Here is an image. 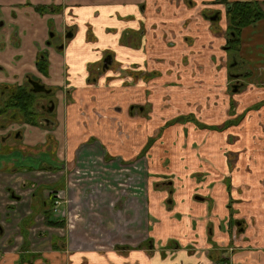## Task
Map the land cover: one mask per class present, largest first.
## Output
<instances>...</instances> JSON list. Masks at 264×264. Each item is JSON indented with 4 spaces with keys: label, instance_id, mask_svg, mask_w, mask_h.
Wrapping results in <instances>:
<instances>
[{
    "label": "crops",
    "instance_id": "crops-1",
    "mask_svg": "<svg viewBox=\"0 0 264 264\" xmlns=\"http://www.w3.org/2000/svg\"><path fill=\"white\" fill-rule=\"evenodd\" d=\"M217 1L0 0V19L7 22L0 30V71L6 72V75L0 73V83L22 81L28 72L38 74L35 61L47 37V18L53 14L41 17L34 5L60 7V13L54 15L62 21L58 29H73L74 34L62 51L50 49L49 69L50 76L57 66L62 69L61 79H51V82L63 84L66 81L74 89L71 97L75 103L71 111L69 109L72 117L68 118L70 122L65 129L69 135L66 145L70 147V154L80 143L96 137L112 155L130 158L137 150L117 143L119 121H124V129L134 128L135 136L141 134L144 139L157 138L162 132L166 144L172 138L177 139V145L171 149L177 156L176 162L159 164L158 159L164 151L158 144L157 150L150 152L151 157L144 159L149 163L150 185L164 179L174 180L171 209L165 206L167 193L155 192L150 187L147 202L150 204H140V212L145 208L146 218L143 216L139 227L129 231L131 238L116 242L129 245L130 249H117L115 242L110 246L80 248L72 243L70 252L65 246L48 253L52 258L50 264H264V125L259 124L257 117L264 120V104L258 112H249L238 126L222 131L202 129L196 124V120L201 122L202 119L187 107L189 101L201 102L205 94H211L215 76L237 77L239 67L235 64L223 67L234 56L253 73L254 82L260 78L264 80V19L245 27L239 52L229 53L226 50L227 6ZM213 10L220 11L221 15L216 24L204 15L205 11L209 14ZM41 21L45 25L42 34ZM29 25L33 28L24 35ZM107 54L113 56L109 71L100 75L99 80H90V76L96 74L94 68ZM219 65L222 66L220 70ZM133 66L148 72L157 70L161 74L155 80V94L150 97L153 108L158 111L149 125L137 114L131 116L129 113L131 105L143 104L146 100L141 86L143 81L132 85L128 92L124 91L127 80L124 75ZM201 80H208L202 93L188 92V86L192 88ZM250 85L248 91L237 95L239 99L245 94L250 97L240 103V108L245 103L264 101V86L253 88L252 82ZM252 99L256 100L252 102ZM167 101L169 107H166ZM80 104L95 105L103 115L98 117L88 110V123L83 125V119L77 117ZM212 117L213 114H208L203 122L211 119L209 124H217ZM176 119L180 120L175 122ZM167 121L172 123L165 125ZM137 123L142 126L141 131ZM158 127L159 133L152 136ZM205 137L209 138L207 143L203 142ZM2 142L0 138V146ZM145 143L146 140L141 146ZM84 145L82 148L87 151H98L95 144ZM90 146L92 148L87 149ZM200 146L207 159L203 168L200 167L199 150L196 151ZM228 152L238 155L229 160ZM14 167L0 173V186L12 184L21 175L22 172L15 171ZM2 168L0 158V171ZM202 171L206 174H201ZM194 173L201 175L198 178ZM201 177H207L205 183L200 184ZM195 193H203L206 197L197 199ZM230 199L232 210L228 208ZM234 220L242 221L239 229ZM149 237L153 239V249H147L151 244L143 243ZM64 238L67 242L66 235ZM172 240H176L179 247L171 245L164 249ZM16 259L17 255L7 253L0 264H16ZM35 264L43 262L38 260Z\"/></svg>",
    "mask_w": 264,
    "mask_h": 264
},
{
    "label": "flooded vegetation",
    "instance_id": "flooded-vegetation-1",
    "mask_svg": "<svg viewBox=\"0 0 264 264\" xmlns=\"http://www.w3.org/2000/svg\"><path fill=\"white\" fill-rule=\"evenodd\" d=\"M28 6V5H25ZM34 8L37 12H39L40 16L43 17L45 15H52V17L47 18L48 22V32L47 37L44 40V43L41 45L39 49L38 56L36 58L35 64L38 74L35 72H28L24 75L22 81L10 82V83H0V92L1 94H5L6 91L10 90L8 94L0 97V101H5L8 99L10 93L12 91H17L19 89H26L30 92L35 93V104H34V118L36 123H30L35 126H47V127H55L57 120L52 118V114L56 111V99L52 97L53 91L45 81L48 82L50 79L49 69L51 66L50 60V49L53 48L57 52L62 51L66 47V41L70 40L74 34L72 31L73 29H68L67 27H63V30H59L58 28L61 27L62 21H58L54 15H57L62 10L60 7H56L55 5H45V4H37L34 5ZM217 10L214 12L216 13ZM220 14V11H217ZM214 15V13L212 14ZM221 16V15H220ZM210 18V15H209ZM208 18V19H209ZM220 18L216 21H211L213 23H217ZM7 22L4 18L0 19V30L6 26ZM33 26H27L23 34L27 35L30 30H32ZM14 29L18 30V28L14 25ZM57 29V32L60 33L61 38V45L58 48L51 46L50 44L54 41L56 33L54 30ZM49 31L52 32V35H48ZM37 44V42H36ZM111 57V59H110ZM44 59L47 63V71L42 72L38 66V59ZM111 61V65L105 70L106 61ZM113 64V56L112 54H107L101 63L94 68L95 75L90 76V80H99L100 75L108 72L110 67ZM130 70H137L138 67H130ZM126 71L131 75V71ZM140 70V69H139ZM134 72V71H133ZM152 72H150L151 74ZM249 73V72H248ZM245 74L246 75H248ZM251 74V73H249ZM43 76V79L40 78ZM99 77V78H98ZM237 78V77H235ZM251 78V77H250ZM249 78V79H250ZM247 79V80H249ZM246 82V81H245ZM247 83V82H246ZM249 83V81H248ZM247 83V84H248ZM57 84V83H56ZM61 84V83H59ZM69 83L66 81L63 82V94L62 100L64 105V127L69 125L68 118L72 117L71 112L69 113V109L71 111V106L75 103V100L71 97L72 88L68 86ZM250 88V87H249ZM246 89V91L249 90ZM233 90V89H232ZM240 91V92H239ZM234 88L235 93H244L245 87L241 89ZM232 102L234 103L232 107ZM231 106H230V114L226 121L235 120L236 118L239 120L238 123L232 124L234 126H238L242 120L250 113L258 112L262 105L264 104L261 102H256L254 104H244L242 107V111L240 114H236V104L235 100L232 99ZM136 108H139L138 104H134L130 106L129 111L132 112ZM81 109V104L79 108ZM10 112V115H15L16 117L22 116L10 108L5 113ZM3 113V114H5ZM79 113L77 112V117L79 118ZM0 114V117L3 115ZM193 115V114H192ZM242 116V117H240ZM259 117V116H257ZM193 118L196 117L193 115ZM25 119V118H24ZM196 120V119H195ZM197 121L196 120V124ZM198 125V124H197ZM208 125H216V124H208ZM1 126L6 129L5 125ZM199 126V125H198ZM209 129V128H206ZM214 130V129H209ZM3 132V131H1ZM5 136H10V131L5 130L2 138L3 142L1 144L4 145L6 143ZM65 137H66V144L67 139L69 137L67 131L65 130ZM156 139L155 137H153ZM152 139V138H150ZM148 139V142L149 140ZM147 144L142 147L141 149H137V151L132 154L130 158H125L122 154L121 155H112L108 148L100 142V140L96 137H90L86 142L80 143L75 149L73 148L71 151L72 158L70 159V147L67 145L64 146L63 150L60 154H57V157L53 155H46V158H39L34 157V161L28 165H21L16 164L14 166V170L18 172H22L21 175L16 179L15 182L12 184H6L5 186H0V260L2 257L9 253V255H17V259L15 261L16 264H35L38 260H41L43 264H50L52 258L49 256L48 253H53L56 249L60 247H67V252H70L73 249H70V245L73 243L75 247H83L80 243L74 240V233L76 225L73 222H69L67 218V213L65 208L59 207L65 201L70 202V195H71V188H72V180L77 178L80 181L82 176H87L92 174L96 168L101 167L104 168L105 165H101V161L107 164H110L114 161H117L118 164L122 166H135L136 169L139 170L138 174L136 175V179L141 181L145 174L143 168L139 165H136L137 162H140L142 165H145V169L147 171L149 163L145 162L144 159L148 160V157H151L149 153V149L147 148ZM84 144H95L97 145L95 148L98 151H87L86 149L82 150L78 156V151L83 147ZM0 146V147H1ZM90 146L87 149H91ZM1 163L3 165L2 170L0 173H6L8 169L12 170L13 166L5 165L4 158L0 155ZM78 158V160H77ZM128 172V171H127ZM198 175V174H197ZM125 176V174H122ZM134 176V175H133ZM115 178L119 179L117 176ZM166 180V179H164ZM160 180L157 182H152V185L149 184V178L146 173V189L143 195H138L134 199H131L128 202L127 199H122L121 204H118L115 208L121 209L125 206L129 205L130 208L135 207L133 216L130 214L129 217H126L127 221L121 222L119 221V229L112 231L114 240H115V247L123 249H130L129 245H121L116 243L120 239L127 240L131 238L129 235V231L132 229L138 228L140 222L142 221L143 216L146 218V210L143 208L142 212L140 209V204L143 205L149 202V188L151 187L152 190L155 192L164 191L167 193V198L165 200V206L169 210L172 208L173 200H174V180L164 181ZM229 184V181H228ZM93 189L89 193H92ZM56 193H60L63 200L56 199ZM197 199H201L200 194H194ZM59 196V195H58ZM60 201V204L56 206V201ZM150 204V203H149ZM148 204V205H149ZM232 205V203L230 204ZM114 208V205H112ZM137 207V208H136ZM59 208V209H58ZM64 210L63 213L61 211ZM112 210V209H111ZM142 214L141 217L138 216ZM231 220V218H230ZM232 222V220H231ZM233 222L239 225L242 224V221L234 220ZM88 233V231H87ZM238 233V230H237ZM66 235V239L64 238ZM153 239L149 237L143 243L145 245H150ZM142 243L137 245L140 247ZM173 245L172 248L179 247V244L176 240H172L164 246V249H167L169 246ZM136 246V247H137ZM153 244H151L150 248L153 249ZM50 248V249H49ZM65 249V250H66ZM234 247L231 248L233 250ZM48 254V255H47Z\"/></svg>",
    "mask_w": 264,
    "mask_h": 264
},
{
    "label": "rangeland",
    "instance_id": "rangeland-1",
    "mask_svg": "<svg viewBox=\"0 0 264 264\" xmlns=\"http://www.w3.org/2000/svg\"><path fill=\"white\" fill-rule=\"evenodd\" d=\"M214 11L215 10L210 12V16H212ZM218 22H220V20ZM44 30L45 25L41 21L40 33L42 34ZM54 32L56 33V36L54 41L50 45L58 48V46L62 44L60 33L57 32V29L54 30ZM48 35H52V32L49 31ZM231 60V62L227 60L223 67H226L231 63L235 64L236 67H239L237 69L239 71V73L236 75L237 78L232 77V75L223 79L220 75L215 76L214 83L211 84L210 87L211 94H205L201 102H199L198 100L194 102H188V109L194 111V115L202 119V121H199V123L208 125L211 119L208 122L203 121L204 119H208V114H213L212 120L217 121L216 125L218 127L225 126V119H227L230 114L232 99L235 100L236 114H239L243 109V107L240 108V103H244L247 99L250 98L247 96V94H245L241 97V99H239L237 95L242 93H235L234 88L237 87L239 91V89L245 87L246 91V89L251 86L250 82L254 84L252 86L253 88L261 87L259 86L260 84L264 86L263 78L257 79L255 82L254 77L249 79L251 76H253V73L251 71H248L247 66L242 65L237 57L234 56L233 58H231ZM215 61H218V59H216ZM217 68L218 70H220L222 66L219 65L217 66ZM130 71L131 75L128 72H126L124 75L127 78L124 83V91L128 92L132 85H136L140 81H143L144 84H142L141 86L143 94L145 93L146 100L143 104H138L139 108H136L132 112L129 111V113L131 116H135L137 114L141 121H146L147 125H149V123L156 117V113L158 111V108H153V102L150 100V97L155 94V91L157 89V83L155 80L161 74L157 70H152L150 72H156L157 74L155 77L150 78L147 77L150 72L145 71V69L143 68H141L140 70L137 69ZM61 72L62 69L57 66L55 71L51 74L50 80H48V82L45 81L46 84L50 86L49 88L52 89V97H55L57 103L56 111H54V113L52 114V118H55L57 120L54 128L32 125L30 123H27L23 116L16 117L15 115H10V112L5 113L0 117L1 125H5L6 129L10 131V136H5L6 143L0 147V155L5 160V165L7 166L6 168H8L9 166H14L16 164H31L34 161V157L46 158V155H53L54 157H57V154H60V152L66 145L65 127L63 122V85L51 82V79H61ZM248 72L251 74L245 76V74H247ZM0 73L6 75L5 71H0ZM40 78L43 79V76H40ZM208 80H201L199 83L194 82V87L189 88L191 85L187 87L188 92L196 91L202 93L203 88L206 86ZM245 81L247 83L249 81V83L247 84ZM179 85H181V83ZM9 92L10 90L6 91L5 94H8ZM5 94H1L0 92V97L4 96ZM211 96L215 98L211 99ZM92 99L93 101H96L94 97H92ZM255 100L256 99H252V102ZM168 101L166 107H169ZM232 104L234 105V103ZM88 110H90L92 113L97 114L98 117L103 115V113L100 112L95 105H81V109H79L78 112H80L79 115L83 119V125L84 123H88ZM162 119L165 120V118L163 117ZM119 122L120 123H118L116 133L117 143L120 146L127 147L129 149L131 147V149L135 151L137 149H141L146 145L148 139L151 136H149L147 139H144L141 134L135 136L136 132L133 131L134 128L126 130L124 129L123 125L124 121ZM258 122L260 125H264V120L260 116L258 117ZM169 123L171 122L167 121L165 125H169ZM136 126H139L140 131L142 130V126H140V124L137 123ZM232 126L234 125H230L226 128ZM6 129L1 126L0 132L3 131L2 133H4ZM159 130L160 127L154 129V131L152 132V136H157ZM222 130H224V128L216 129L214 131ZM133 132L134 135L132 137ZM162 137L163 132L161 136L157 137L156 139H151L150 142L152 143V146L147 153H149L151 156L150 152L154 149L157 150V144L163 146L162 151H164V154L160 157V159H158V163L163 165H170L177 161V156L174 153H171V149L173 148V146L177 145V139L172 138V140H170L166 144ZM144 140H146V143L141 146ZM208 140L209 138L205 137L203 139V142L207 143ZM255 141L258 140L255 139ZM83 149L84 148H81L78 151V156ZM198 150V157H200L201 161L200 167L203 168V163H205L207 159L203 157V155L205 154L204 152H202V146L196 149V151ZM227 155L228 159L230 160L231 156H237L238 153L231 154V152H228ZM101 165H105V167L96 168V170L92 174L82 176L80 178V181H78L77 178H75V180L73 179L71 195L69 197L70 202L65 201L62 205L59 206L61 207V209L65 208L68 221L73 222L76 225L74 240L75 242L77 241L78 243H80L83 247H99L102 246V244H105V246L112 245L115 242L112 231L119 229V221H127L126 217L128 218L130 214L133 216V212L135 209V207L132 206L130 208L129 205L118 210L115 207L118 204H121V200L124 198L127 199L126 202L129 203L128 199L131 200L136 198L137 194L143 195L146 189L147 171L144 164L142 165L140 162L136 163V165H139L145 171L144 176H141L143 177L141 181L135 178L136 175H139V170L136 169L133 165L122 166L118 164L117 161H114L110 164L101 161ZM122 174H125V176H122ZM201 174H206V172L202 171ZM201 174L198 173L197 175V173H194V176L199 178ZM115 176H117L119 179L115 178ZM174 177H176V175ZM206 179L207 177H201L200 184L205 183ZM168 180L172 179H166L164 181ZM91 189H93V192L89 193ZM56 194V199H59L60 201L63 200L60 193ZM200 196L201 198L206 197V195H203V193ZM232 202L233 201L230 199L228 203L229 210H232L233 208L232 205H230ZM112 205H114V208ZM106 209L109 210L108 213H106ZM63 212L64 210L61 211V213Z\"/></svg>",
    "mask_w": 264,
    "mask_h": 264
},
{
    "label": "trees",
    "instance_id": "trees-1",
    "mask_svg": "<svg viewBox=\"0 0 264 264\" xmlns=\"http://www.w3.org/2000/svg\"><path fill=\"white\" fill-rule=\"evenodd\" d=\"M219 3H225L227 6L226 16L228 20V28H227V36L228 40L226 43V50L229 53H237L239 52L240 45H241V33L242 30L251 25H255L260 20L264 19V0H236V1H229V0H218ZM217 12V11H216ZM205 17L208 19L210 13L208 14L207 11L204 12ZM216 24V23H214ZM38 66L40 71L46 72L47 71V63L44 59H38ZM156 72H152L147 77H155ZM249 74V73H248ZM233 103V102H232ZM34 104H35V93L30 92L26 89H19L17 91H12L4 102L0 101V114H3L13 108L15 112L21 114L26 121L30 123H36L34 118ZM233 107V104H232ZM186 116H182L184 118ZM242 117V116H240ZM188 118V117H187ZM180 119L174 120L175 122L179 121ZM187 119L186 121H188ZM238 119L230 120L225 122V126L218 127L217 125H207L204 123L197 124L202 128H209V129H221L226 128L232 124L238 123ZM171 122V121H170ZM172 123V122H171ZM148 142L147 148L152 145Z\"/></svg>",
    "mask_w": 264,
    "mask_h": 264
},
{
    "label": "water",
    "instance_id": "water-1",
    "mask_svg": "<svg viewBox=\"0 0 264 264\" xmlns=\"http://www.w3.org/2000/svg\"><path fill=\"white\" fill-rule=\"evenodd\" d=\"M220 18V14H219V12H217V13H215L214 15H212V16H210V18H209V20L210 21H216V20H218ZM110 59H111V57H110ZM111 61H109L108 60V63H107V61H106V65H105V70H107L108 68H109V66L111 65Z\"/></svg>",
    "mask_w": 264,
    "mask_h": 264
},
{
    "label": "built area",
    "instance_id": "built-area-1",
    "mask_svg": "<svg viewBox=\"0 0 264 264\" xmlns=\"http://www.w3.org/2000/svg\"><path fill=\"white\" fill-rule=\"evenodd\" d=\"M59 204H60V201L57 200V201H56V206H58Z\"/></svg>",
    "mask_w": 264,
    "mask_h": 264
}]
</instances>
